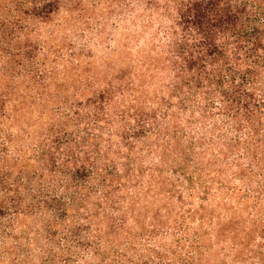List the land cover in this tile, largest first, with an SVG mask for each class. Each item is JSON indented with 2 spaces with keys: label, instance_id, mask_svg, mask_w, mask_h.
Here are the masks:
<instances>
[{
  "label": "trees",
  "instance_id": "1",
  "mask_svg": "<svg viewBox=\"0 0 264 264\" xmlns=\"http://www.w3.org/2000/svg\"><path fill=\"white\" fill-rule=\"evenodd\" d=\"M116 1L104 0L106 7ZM141 1L146 13L170 20L158 29L154 51L143 52L131 70L119 69L98 86L91 75L87 86L94 97L63 110L74 130L50 132L34 149L22 146L14 155L15 135L5 126L32 117L41 102L61 95L60 89L55 95L48 89L80 62L74 46L50 59V40L36 41L41 26L55 32L69 18L90 17L83 0H0V231L9 239L24 227L28 237L1 250L0 261L7 257L8 264H24L21 260L30 257L34 237L25 223L30 217L43 220L34 231L43 240L42 264H93L106 244L114 248L112 259L94 264H208L207 243L190 238L186 215L174 219L180 225L173 245L160 239L170 235L165 219L174 207L158 205L148 227L138 222L144 242L126 240L135 255L113 243L116 233L132 235L128 223L140 216L146 195L138 187L158 202L164 193L185 206L180 181L195 187L198 179L200 189L190 186L189 196L208 200L212 189L203 172L216 166L215 174L222 175L216 193L226 191V199L217 203L224 211L208 216L202 202L187 214L201 222L210 217L218 239L231 228L229 248L237 254L228 264H264V0ZM123 27L128 38L129 27ZM161 72L171 78L149 99V79ZM71 79L76 83L75 75ZM45 113L40 110L38 118ZM155 146L162 163L182 159L181 167H172L176 178L160 165L140 164ZM28 150L31 155L24 156ZM200 155L204 163L194 168L198 175L187 171ZM235 179L246 187L234 186Z\"/></svg>",
  "mask_w": 264,
  "mask_h": 264
},
{
  "label": "rangeland",
  "instance_id": "2",
  "mask_svg": "<svg viewBox=\"0 0 264 264\" xmlns=\"http://www.w3.org/2000/svg\"><path fill=\"white\" fill-rule=\"evenodd\" d=\"M83 5L84 14L87 17H90L88 20L82 21L77 18H69L66 24L63 25L62 29L55 30V32H53V27H47L44 25L41 26L40 31L42 34L40 37L38 36L36 38V41L40 43L41 39L50 40L49 45L52 47L50 48V59H53L56 54L61 53L60 55H62L63 50L65 55H67L68 48L70 46H74L77 49L76 57L80 60V62H78V66L74 67V69L70 71L74 73H70L69 77L63 78L59 82L56 81V83L48 89L50 95H55L60 89L59 91H61V95H55V98H53V100L48 104H46L45 101L41 102L40 108L37 111H34L32 117H26L21 119V121L15 122L14 124L9 123L5 126L7 130H10L15 135L14 143L11 148L12 150L14 149V155L20 152L19 147L22 146H24V148L34 149L36 145L41 142L40 139L50 132L60 131L61 129L73 131L75 125L72 121H68V119L65 118L63 110H70V106L68 105L70 102H78L80 100L85 101L90 97H94V90L90 88L91 86H87V83L90 81V77H96V86H98L101 83L108 81V79H112V74L119 69L126 68L127 71L131 70L132 67L137 64L138 59L143 57L144 53L154 51L153 49L160 38L157 35L158 29L164 25H170V20L166 16L161 17V15L157 13L152 15L146 13L144 2L141 0H117L108 7H106L104 0H101V2H98V0H83ZM123 26L129 27L128 38L123 35ZM39 57L42 56L40 55ZM131 73L132 72H129L128 75ZM74 75L77 77L76 83H72L71 78L74 77ZM170 78L171 77L166 72H161L160 76L155 75L153 79H149L151 85H147V91H145V94L149 96V99L155 95L156 91L160 90L159 88L162 82H168ZM115 82L117 83L118 80H115ZM21 87L23 88L24 85ZM77 91L80 92L77 93ZM67 99H69V102ZM130 99V97L127 98V103L130 102ZM42 109H45L46 113L44 117L39 119L38 116L40 110ZM117 138L118 137H116V139ZM155 148L156 146L154 147V150ZM219 148L220 147L217 149ZM200 151L201 149H198L197 153L200 154ZM28 152L29 153H24L23 155H31V151L28 150ZM160 154V151L156 149L149 155H144L140 164L145 163L142 164L144 167H146V165H160L163 167L164 174L166 176L176 178V175L172 172V167L173 165H179L181 167L182 159L172 158L170 161L162 163L160 161ZM198 159L199 160H195L192 164L188 165V169L186 170L198 175L194 168L200 163L201 165L204 163V155L198 156ZM31 164L29 163V165ZM207 169V174L211 171L209 172L210 175H207L204 172L203 174L212 189V194L208 200L203 201L198 198V196H189L188 189H190V186L191 189L196 191L200 189L198 179L195 181V187H192V185H190V183H188L185 179L183 182L180 181V184L183 186H181L179 191H181L186 198L187 205L185 206L178 203L177 196L167 199L168 195L164 193L159 195L162 201L158 202V199L154 195L145 192V188L138 187V189H142L144 191V195L146 194L145 197L141 199L142 203H140V206L138 207L140 216L138 214L136 219H130L128 226L131 228L132 235L129 238L122 232L114 234L113 244H116L115 247L120 249V251H126L135 255L136 251L134 249H130V245H127L126 240L129 239L131 240L130 243L136 245H141L142 242H144V238L139 235L142 230V226H139L138 222H140V224L143 222L144 226L148 227V222L150 223L151 220L150 217L156 213L158 205L167 207V209H169L168 207H170V209L171 207H174L172 214H170V218L165 219L167 223L166 225L170 230V235L166 238L160 237V239L165 240L168 245H170V243L173 245L174 238L176 237L173 232L178 230L180 225H177L174 219H178L181 216L186 215L185 224H183L184 221H182V224L184 227H188V235L190 238L199 237L198 239L207 243L208 249L205 251L208 253H205V259L208 264H228V259L230 261V259H233L234 255L237 254L230 249L232 248L229 244V240L231 241V228L226 226V229L221 231L220 238L218 239V237H216L217 229L214 232V229L217 228V223L212 221L210 217L206 219V221L201 222L197 218L189 217L187 214L188 209L198 208L202 202L204 205H207L206 207L208 209H205V211L208 216H219V214H222L224 211L222 203L219 206L217 202L219 199L223 200L226 196V191L221 193L219 190V193H216L218 189L217 181L221 179L222 175L215 174V171L218 170V167L216 166ZM145 177H148V173H145ZM233 183L236 187H246L245 181L242 179H235ZM56 186L57 184H55V187ZM125 192H127V190H125ZM97 199L98 195L94 194L91 199L92 206ZM146 202L150 203L147 204L148 207H144ZM231 203L235 206L238 204L235 199H233ZM163 211L165 210L163 209ZM39 219L33 221V219L30 220L29 217V219L25 221V223H29L28 230L31 232V237H34V242L32 244V253L30 257L21 260L24 264H42L44 262L45 255L43 249L41 248L43 240L35 238L36 233L34 232L36 230V225L43 221H39ZM102 223L105 228L107 222L102 221ZM22 229L25 228L18 227L15 236L10 237L9 239L5 238L0 231V251H6L7 247H9L12 242L17 239L18 243L26 242L28 237L22 233ZM225 245L228 246V248L230 247L228 251L226 250L227 247ZM113 252L114 248L112 245L106 244L104 254L100 255V257H95L94 259L92 257V263H106L107 261H104L102 258L111 260ZM10 260L11 259L8 261V258L6 257L3 261H0V264H8Z\"/></svg>",
  "mask_w": 264,
  "mask_h": 264
}]
</instances>
